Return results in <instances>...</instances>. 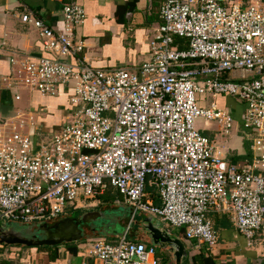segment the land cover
Returning <instances> with one entry per match:
<instances>
[{
  "label": "built area",
  "instance_id": "obj_1",
  "mask_svg": "<svg viewBox=\"0 0 264 264\" xmlns=\"http://www.w3.org/2000/svg\"><path fill=\"white\" fill-rule=\"evenodd\" d=\"M63 14L62 31L27 6L21 16L53 57L20 60L8 87L73 92L67 123L38 145L28 132L33 115L0 120V218L54 220L80 195L98 199L113 188L133 217L158 215L199 246L218 244L211 212L228 214L249 245L264 242V0H164L150 57L136 69L94 66L76 36L84 8L70 0ZM208 95L244 105L254 155L241 167L196 126L197 118L214 123L225 141L234 127L228 108L205 105ZM127 232L117 243L89 240L81 264H160L155 247Z\"/></svg>",
  "mask_w": 264,
  "mask_h": 264
},
{
  "label": "crops",
  "instance_id": "obj_2",
  "mask_svg": "<svg viewBox=\"0 0 264 264\" xmlns=\"http://www.w3.org/2000/svg\"><path fill=\"white\" fill-rule=\"evenodd\" d=\"M68 1L70 0H0V40L5 42L0 50V120L18 113L33 115L37 123L30 127L28 132L37 145L41 141L38 139V131L42 134H51L67 123L66 116L71 107L69 96L73 90L65 87L57 96H45L38 91L22 88L16 91L8 87V80H13L17 75L20 60L53 57V54L46 52L43 48L40 30L31 24L24 23L21 16L27 6L55 30L62 31L64 27L63 7L64 2ZM75 1L86 12L84 23L76 28V36L84 41L85 54L94 66L103 69H136L150 57V41L154 37L155 28L162 22L160 13L164 0ZM14 60L17 62L15 63ZM6 90L11 91V102L8 98H4ZM15 92L20 95L19 99L15 98L17 94ZM219 97L221 99L232 98L231 96ZM244 110L243 105L240 114L241 126ZM212 130L214 132L212 139L220 146L229 163L241 167L252 159L253 144L246 130H244L246 134L242 132L243 135L240 136V131L236 128L231 132L232 134L228 135L226 141L221 136L219 126H214ZM148 189L156 193L154 186H149ZM154 201L160 204L157 196H154ZM97 203L105 204L100 199H96L93 205ZM98 205L81 207V210L84 212L95 210L94 208ZM108 209L105 208V211ZM207 216L214 222L218 231V244L213 248L207 245L199 246L196 241L187 239L183 230L182 236L185 238L181 239L187 253L183 255L180 262H177L167 246H164L169 253V259L167 258L169 264H195L192 256L197 255L201 250H204L205 254L212 255L216 264H264V242L257 238L252 245H249L245 236L235 228L228 214L211 212ZM123 217L120 216V219ZM134 217L132 216L133 219ZM160 222L166 224H162L164 229L172 231L167 227L171 224L162 219ZM120 224L125 231L119 234L113 226L111 227L113 229L110 228L107 231L109 234L90 233L89 235L92 237L122 236L128 229H131V224L127 227L121 222ZM131 237V240L147 242V236L142 231L140 234H131ZM75 246L77 250L61 244L56 254L52 248L10 245L0 241V264H81L89 260L85 253V246L81 248L79 243ZM157 256L161 259L158 251ZM161 262L160 260V264Z\"/></svg>",
  "mask_w": 264,
  "mask_h": 264
},
{
  "label": "water",
  "instance_id": "obj_3",
  "mask_svg": "<svg viewBox=\"0 0 264 264\" xmlns=\"http://www.w3.org/2000/svg\"><path fill=\"white\" fill-rule=\"evenodd\" d=\"M5 97L8 98V101H12L10 90L4 91ZM133 213L134 209L131 208L130 214L124 213L122 215L131 217ZM142 214L144 220L143 222H139L142 226V229L139 230H142L147 236V242L153 246H167L168 251L171 252L174 259L180 262L183 255L187 253L183 240L164 229L160 221L155 222L148 214L146 216V213ZM109 215L107 211L87 210L78 216H63L44 222L21 223L11 221L5 223L0 221V241L10 245H24L29 247L74 243L90 236L89 234H85V226L93 228L96 225L103 224ZM118 216L110 215L111 219L115 217L117 219ZM117 226L118 224L114 225L116 228ZM108 230L110 228L105 229L103 233L106 234ZM133 233L135 234L137 232L134 231Z\"/></svg>",
  "mask_w": 264,
  "mask_h": 264
},
{
  "label": "rangeland",
  "instance_id": "obj_4",
  "mask_svg": "<svg viewBox=\"0 0 264 264\" xmlns=\"http://www.w3.org/2000/svg\"><path fill=\"white\" fill-rule=\"evenodd\" d=\"M231 99H229V98L228 99H221L220 97H212V96L208 95L206 97V104L205 105L207 107H210L212 105V103L216 102L217 105H219L220 107L228 108V110L234 114V117H235V120H236V123H235V125L233 127L234 129L231 132H233L236 128H238V130L240 131L239 135L241 136V135H243L242 132H244V134H246V132L244 131L243 127L240 124L241 123L240 114L242 112L243 105L236 98H233L232 97ZM196 126L200 129V131H202L203 133H205L206 135H208V136H210L212 138V136L214 134L212 128H214V126H216V125L214 123H211L209 126H207L205 124V120L203 118H197L196 119ZM37 135H38L39 141L41 139L40 142L46 141V140H48L50 138V134H42L41 131H38L37 132ZM151 192L153 193L154 190H151ZM120 199H122L121 196L118 197V199L115 201V203L105 202V204H99V203H97V205L99 204L98 207L99 208H102V209L109 208L107 212L109 214H112L113 216L119 215L118 218H117V220H119L121 223L125 224L126 225L125 227H127L130 224V222H133L134 221V219L132 218V216L129 217V216L126 215L125 218L124 217L123 218L125 220L128 219V221H127V223H124L123 222L124 219L123 218L120 219V216L122 217L123 216L122 214H124V213L130 214V210H131L132 207L130 205H127V204L122 203V202L121 203H118L117 201L120 200ZM95 202H96V199H92L91 200V199H87V198L83 197L82 195H80L78 197V199L76 200V203L78 205L76 207L75 206H69L66 209V215L65 216H68V215L71 216V215L75 214V212L78 211L79 209H81V207H85V206L95 207V206H97V205H93V203H95ZM94 209L95 210H98L96 208H94ZM99 210H101V209H99ZM81 211H79V212H81ZM142 213H145V212H139L137 214L138 216L136 217L133 226H131V227H133V229L132 228L130 230L128 229V232H127L128 239H131L132 238L131 237V234H132V232H134L135 229H137L135 231V232H137V234H140V232L142 231V230H139V229H142V226L139 224V222H143V220H144V216H143ZM147 214H148V216L152 217L153 221H155V222H158V221L161 220L160 219V216H158V215H155V214H152V213H146L145 216ZM0 221L5 222V223L11 222L10 220L2 219V218H0ZM110 221H111L110 222L111 225H113V226L116 225V224H118V226L116 228V232L118 234L120 232H122V231L123 232L125 231V229L122 227V225L120 224V222H117L114 219H111ZM162 224H164V223H162ZM164 225H166V224H164ZM167 227L170 228V230H172L171 231L172 234H174L176 236L179 235V237L182 238V239L185 238V237L182 236L184 229H177V228L171 227V225H169ZM103 232H105V230ZM96 234L97 233H95V235ZM98 234H100V233H98ZM106 234H109V233H106ZM121 237L122 236H120V235L119 236L113 235V237H104L103 239H105L109 243H117L120 240ZM96 238H99V237L98 236L86 237V238H84V239L76 242V244L79 243V245H80L81 248H83L85 246L84 248L86 249L87 248V245H88L87 244L88 241L91 240V239H96ZM218 241H219V239H218ZM155 247H156V251H158V253H159L160 257H161V261H162L161 264H169L168 263L169 262L168 261V259H169L168 258V256H169L168 251L165 250V248L162 247V246H155Z\"/></svg>",
  "mask_w": 264,
  "mask_h": 264
},
{
  "label": "trees",
  "instance_id": "obj_5",
  "mask_svg": "<svg viewBox=\"0 0 264 264\" xmlns=\"http://www.w3.org/2000/svg\"><path fill=\"white\" fill-rule=\"evenodd\" d=\"M175 40L179 43L180 47L181 48H186L187 47V40L185 38H181V37H176ZM70 109V108H69ZM149 188V186H148ZM120 193L116 190V189H113V188H109L104 194L100 195L98 197V199H100L101 202H112V203H115V201L118 199V197H120ZM81 211V209L78 210V212ZM83 212V211H81ZM79 212V213H81ZM78 213V214H79ZM138 215H136L134 217V221L136 219ZM128 219H124V223H127ZM134 221L133 223L131 224V226H133L134 224ZM213 226L214 228L216 229L215 227V224L213 222ZM133 229V227H131ZM136 230V229H135ZM217 230V229H216ZM141 241H144L147 245H150L148 242H146L145 240H141ZM70 249H75L77 250V247L75 246L76 244L75 243H65ZM40 247V246H39ZM52 248L55 250L56 254H58V249H59V245H55V246H47V245H44V246H41V248ZM160 259V258H159ZM192 259L194 261L195 264H216L215 260H214V257L212 255H209V254H205L204 253V250H201L197 255H194L192 256ZM161 260V259H160Z\"/></svg>",
  "mask_w": 264,
  "mask_h": 264
},
{
  "label": "flooded vegetation",
  "instance_id": "obj_6",
  "mask_svg": "<svg viewBox=\"0 0 264 264\" xmlns=\"http://www.w3.org/2000/svg\"><path fill=\"white\" fill-rule=\"evenodd\" d=\"M96 209H98V210L101 209L102 211H105V209H102V208H99V207L96 208ZM78 213L79 212L76 211L75 214H73L71 216H78V215H81L82 214V212L79 213V214ZM107 218L108 219L104 220V223L103 224L96 225L97 227L94 226L92 228V227L85 226V234H90V233H97V234L100 233V234H102L105 229L113 227V225H111V223H110L111 222L110 221V219H111L110 215ZM113 219L117 220L116 217L113 218Z\"/></svg>",
  "mask_w": 264,
  "mask_h": 264
}]
</instances>
